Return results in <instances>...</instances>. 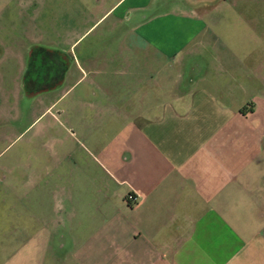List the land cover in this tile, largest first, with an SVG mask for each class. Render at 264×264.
Here are the masks:
<instances>
[{
    "label": "crops",
    "instance_id": "crops-1",
    "mask_svg": "<svg viewBox=\"0 0 264 264\" xmlns=\"http://www.w3.org/2000/svg\"><path fill=\"white\" fill-rule=\"evenodd\" d=\"M51 2L33 46L68 58L58 99L122 115L114 185L68 192L67 235L38 181L0 188V264H264V0Z\"/></svg>",
    "mask_w": 264,
    "mask_h": 264
},
{
    "label": "rangeland",
    "instance_id": "rangeland-1",
    "mask_svg": "<svg viewBox=\"0 0 264 264\" xmlns=\"http://www.w3.org/2000/svg\"><path fill=\"white\" fill-rule=\"evenodd\" d=\"M23 1L0 0V44L4 45V50L0 51L3 71L0 75V188L22 187L33 193L38 181L46 196L45 217L53 221L57 216L55 222L61 219L58 234L67 235L72 234L68 192L75 187L97 188L107 180L114 185L111 172H116V165L108 155H116L117 123L122 115L115 110L92 109L87 105L89 101L100 100L88 97L86 82L76 85L73 93L69 91L60 99L62 89L68 84L62 82V78L42 91L22 89V74L26 68L27 74L37 69L36 65H31L32 51L45 47L33 46L34 14L39 12L41 19L49 21V30L55 19L51 0H46L41 11L33 5L30 10L22 8ZM31 45L33 48L29 47ZM64 57L68 61L67 56ZM52 69L47 82L56 81V68ZM42 79L37 80L42 83ZM48 107L50 109L42 114ZM59 190L65 191L64 209L58 207L56 192ZM2 197L4 195L0 194ZM11 203V199L0 200V206ZM92 210L93 219L101 216L99 211ZM58 251L64 262L71 247Z\"/></svg>",
    "mask_w": 264,
    "mask_h": 264
},
{
    "label": "trees",
    "instance_id": "trees-1",
    "mask_svg": "<svg viewBox=\"0 0 264 264\" xmlns=\"http://www.w3.org/2000/svg\"><path fill=\"white\" fill-rule=\"evenodd\" d=\"M31 65L37 66V69L30 74H27L25 79V84L28 91H42L43 89L50 88L54 86L61 78L64 76V72L67 69L68 61L65 57L61 56L59 50L48 49L45 47H40L31 53ZM56 68V81L47 82L50 80V70ZM37 74V77L34 76ZM43 73V74H42ZM39 78H43L42 83H39ZM38 79V80H37Z\"/></svg>",
    "mask_w": 264,
    "mask_h": 264
}]
</instances>
